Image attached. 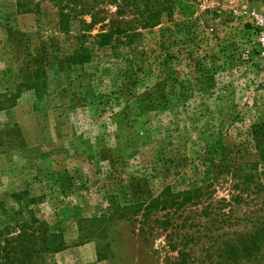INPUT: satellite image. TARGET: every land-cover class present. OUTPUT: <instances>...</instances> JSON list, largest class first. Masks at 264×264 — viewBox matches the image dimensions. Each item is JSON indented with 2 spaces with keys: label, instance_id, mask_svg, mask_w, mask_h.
I'll return each instance as SVG.
<instances>
[{
  "label": "rangeland",
  "instance_id": "1",
  "mask_svg": "<svg viewBox=\"0 0 264 264\" xmlns=\"http://www.w3.org/2000/svg\"><path fill=\"white\" fill-rule=\"evenodd\" d=\"M109 2L83 37L55 10L0 0V264H172L182 250L217 260L236 228L213 222L234 217L233 170L264 168V0H170L171 16L148 28ZM110 21L132 37L100 47ZM83 46L89 62L69 66ZM166 189L201 195L145 222L121 212Z\"/></svg>",
  "mask_w": 264,
  "mask_h": 264
},
{
  "label": "trees",
  "instance_id": "2",
  "mask_svg": "<svg viewBox=\"0 0 264 264\" xmlns=\"http://www.w3.org/2000/svg\"><path fill=\"white\" fill-rule=\"evenodd\" d=\"M102 0H16L17 9L20 12H42L45 10H55L60 29L63 32L72 31L74 24L80 31V35L86 37L85 34L90 32L92 28L100 22L98 17L99 11L95 10L96 5ZM111 4H117V14H123L126 8H130L135 14L136 25L142 28L153 27L159 24L161 16L170 17L172 8L170 0H110ZM88 14L90 21L87 23L83 17ZM108 30H101L95 34L98 39V45L105 47L113 42L114 35H125L129 37V29H122L118 22H109ZM116 24V25H114ZM87 31V32H86ZM89 35V34H88ZM132 37V35L130 36ZM90 60L89 47H82L67 57L68 65H82ZM44 72L37 69L32 75L30 85H34L37 92H42L45 87ZM233 177L237 180L236 189H239L238 194L232 196V202L235 204V210H231L237 214V208L241 203L247 205L242 210L241 216H234L222 213L219 219L213 222L225 224L234 222L236 227L231 235L221 241L216 248L217 260L206 259L199 261L197 264H264V216H258L257 213L262 209L264 211V168L258 170V164L255 162L247 163L246 166L237 167L233 170ZM201 190L172 193L169 190H164L157 198L150 200L148 203L135 202L127 204L121 212L130 216L132 213H138L143 210L144 222L147 221V216L151 211L161 208L166 209L173 206L179 209L185 205L193 203L194 199L200 196ZM244 195L246 197H244ZM253 195V196H251ZM250 200V201H249ZM251 201L255 203V208H249ZM194 205V204H193ZM259 205V208H257ZM263 205V206H262ZM21 214V213H20ZM12 213L13 216L20 215ZM134 215V214H133ZM257 215V216H256ZM219 216V215H218ZM242 221L249 222V227L241 226L237 228ZM166 221L165 227L168 226ZM167 224V225H166ZM175 248V247H173ZM194 258L190 256V251H178L177 258L172 264H194Z\"/></svg>",
  "mask_w": 264,
  "mask_h": 264
}]
</instances>
